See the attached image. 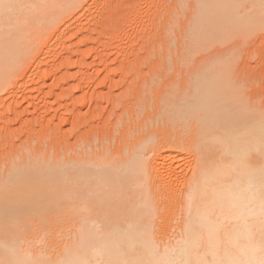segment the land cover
<instances>
[{"label":"bare ground","instance_id":"1","mask_svg":"<svg viewBox=\"0 0 264 264\" xmlns=\"http://www.w3.org/2000/svg\"><path fill=\"white\" fill-rule=\"evenodd\" d=\"M98 5L0 0V98L29 88L55 43L76 36L78 16ZM190 8L194 55L264 32V0H196ZM225 51L208 54L182 104L162 106L159 129L128 142L129 132L119 153L106 136L99 145L80 140L72 153L42 137L14 144L0 171V264H262L264 104L250 100ZM183 154L193 164L180 175Z\"/></svg>","mask_w":264,"mask_h":264},{"label":"rangeland","instance_id":"2","mask_svg":"<svg viewBox=\"0 0 264 264\" xmlns=\"http://www.w3.org/2000/svg\"><path fill=\"white\" fill-rule=\"evenodd\" d=\"M98 1L100 5L93 6L91 12L76 19L79 20L75 26L80 27L79 33L75 28L73 35L76 36L69 35L64 43H55L51 54L42 59L46 65L34 68L29 76V88L20 90L16 96L12 93L14 88L2 94L0 171L5 168L3 155L11 153L14 144L32 142L38 145L37 140L41 137V143L49 146L50 140L54 150L73 152L80 140L89 138L87 142H90L93 138L99 145L100 137L106 136L107 146L119 153L127 140L126 134H131L129 142L135 135L153 132L150 128L154 131L160 128V120L164 119L162 106H169V98L173 103L178 102L176 107L182 104L187 87L194 82L189 84V78L194 80L197 69L209 60L210 53H213L212 58L221 52L214 53V50L231 53L232 59H229L232 63L235 60L236 71H233L238 76L234 78L241 81V87L247 90L252 102L264 104V32L239 33L238 36L248 33L247 39L236 34L226 39L227 45L221 41V44L206 47L204 52V48L200 49L194 55L195 51L190 47V52L188 48L191 40L187 35L186 18L191 12L190 5L196 0H187L184 4L183 0ZM45 70L47 74H44ZM157 116L161 119H156ZM54 150L51 148L55 153ZM190 156H179L180 164L175 159L178 172L181 168L180 175L190 171L193 164Z\"/></svg>","mask_w":264,"mask_h":264},{"label":"snow or ice","instance_id":"3","mask_svg":"<svg viewBox=\"0 0 264 264\" xmlns=\"http://www.w3.org/2000/svg\"><path fill=\"white\" fill-rule=\"evenodd\" d=\"M262 264H264V261H262Z\"/></svg>","mask_w":264,"mask_h":264}]
</instances>
